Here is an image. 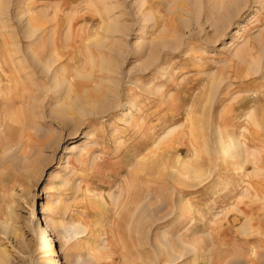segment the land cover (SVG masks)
<instances>
[{
  "label": "rangeland",
  "instance_id": "1",
  "mask_svg": "<svg viewBox=\"0 0 264 264\" xmlns=\"http://www.w3.org/2000/svg\"><path fill=\"white\" fill-rule=\"evenodd\" d=\"M0 264H264V0H0Z\"/></svg>",
  "mask_w": 264,
  "mask_h": 264
},
{
  "label": "bare ground",
  "instance_id": "2",
  "mask_svg": "<svg viewBox=\"0 0 264 264\" xmlns=\"http://www.w3.org/2000/svg\"><path fill=\"white\" fill-rule=\"evenodd\" d=\"M106 47H107V46H106ZM220 140H221V139H220ZM220 144H221V142H220ZM222 145H225V144H222ZM221 148H222V147H221ZM71 149H72V148H71ZM224 150H225V149H224ZM224 150H223V151H224ZM164 161H165V160H164ZM185 164H186V163H185ZM180 170H181V169H180ZM78 234H79V233H78ZM76 235H77V234H76ZM193 247H194V246H193Z\"/></svg>",
  "mask_w": 264,
  "mask_h": 264
}]
</instances>
